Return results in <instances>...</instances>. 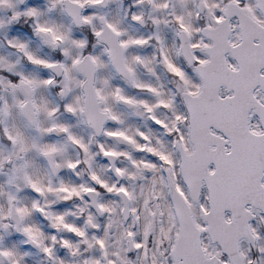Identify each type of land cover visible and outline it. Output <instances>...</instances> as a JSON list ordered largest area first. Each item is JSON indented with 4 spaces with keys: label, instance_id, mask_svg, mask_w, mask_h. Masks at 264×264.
I'll return each instance as SVG.
<instances>
[{
    "label": "snow or ice",
    "instance_id": "6c2138e0",
    "mask_svg": "<svg viewBox=\"0 0 264 264\" xmlns=\"http://www.w3.org/2000/svg\"><path fill=\"white\" fill-rule=\"evenodd\" d=\"M0 264H264V0H0Z\"/></svg>",
    "mask_w": 264,
    "mask_h": 264
}]
</instances>
